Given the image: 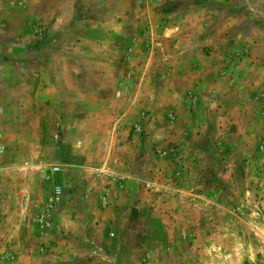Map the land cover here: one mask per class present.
Wrapping results in <instances>:
<instances>
[{"label": "rangeland", "instance_id": "1", "mask_svg": "<svg viewBox=\"0 0 264 264\" xmlns=\"http://www.w3.org/2000/svg\"><path fill=\"white\" fill-rule=\"evenodd\" d=\"M0 142V264H264V0H0Z\"/></svg>", "mask_w": 264, "mask_h": 264}, {"label": "crops", "instance_id": "2", "mask_svg": "<svg viewBox=\"0 0 264 264\" xmlns=\"http://www.w3.org/2000/svg\"><path fill=\"white\" fill-rule=\"evenodd\" d=\"M190 36V35H189ZM109 38V41L112 42L116 41L117 38H126L127 36L125 35V33H81V36H79L80 42L78 43V46L81 47V49H85L86 47L88 48H92L93 50H102L101 48H103V41L102 39L104 38ZM116 42H118L119 44L117 46H121L123 47V49L125 50L126 47V40L123 41H119L117 40ZM109 44V43H108ZM125 64V61L123 62L122 66ZM84 98V97H83ZM85 99V98H84ZM83 99V100H84ZM95 100V96H93V98L91 99V103L92 106L95 105L96 109L98 110V106L97 104L94 102ZM95 103V104H94ZM81 115L83 116V113L81 111ZM85 129V128H84ZM83 128H78L76 127L75 130L73 131L76 135H77V139L76 142H78L80 139L84 138L83 137V133L84 130ZM92 130V129H91ZM89 132V131H88ZM94 131L92 130V133ZM90 134V133H89ZM110 134V133H109ZM84 150H81L80 148H76L75 151L73 152L72 155H74L75 153V158H80L81 154H83ZM106 155V154H105ZM69 161V156H61L60 157V162H67ZM80 161V160H79ZM67 171V167L64 168Z\"/></svg>", "mask_w": 264, "mask_h": 264}, {"label": "built area", "instance_id": "3", "mask_svg": "<svg viewBox=\"0 0 264 264\" xmlns=\"http://www.w3.org/2000/svg\"><path fill=\"white\" fill-rule=\"evenodd\" d=\"M2 152H3V146H2V144H1V142H0V155L2 154ZM55 194H56V195L59 194V189H56Z\"/></svg>", "mask_w": 264, "mask_h": 264}]
</instances>
